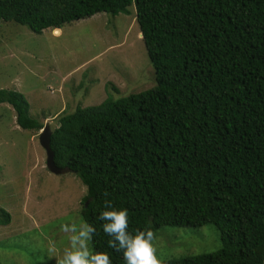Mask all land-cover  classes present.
<instances>
[{"label":"trees","instance_id":"1","mask_svg":"<svg viewBox=\"0 0 264 264\" xmlns=\"http://www.w3.org/2000/svg\"><path fill=\"white\" fill-rule=\"evenodd\" d=\"M101 13L135 22L155 79L147 90L126 79L136 93L56 113L50 149L86 188L92 252L125 264L98 218L110 201L128 209L129 231L220 232V250L162 264H263L264 0H0V23L37 35ZM0 104L20 129L43 128L22 94L1 89Z\"/></svg>","mask_w":264,"mask_h":264},{"label":"rangeland","instance_id":"2","mask_svg":"<svg viewBox=\"0 0 264 264\" xmlns=\"http://www.w3.org/2000/svg\"><path fill=\"white\" fill-rule=\"evenodd\" d=\"M1 40L0 90L22 94L30 115L48 124L51 132L58 127L57 112L72 113L105 98L136 93V85L128 87L126 79L134 83L137 78L144 90L154 86L155 73L137 25L122 14H96L40 35L0 23ZM38 134L20 129L12 107L0 104V210L10 215V223L0 225V264H59L72 235L62 225L83 222L86 188L69 172L47 171ZM52 243L55 253L49 252ZM154 244L162 262L222 247L220 232L212 225L162 227L155 232ZM88 247L92 252L90 241Z\"/></svg>","mask_w":264,"mask_h":264},{"label":"clouds","instance_id":"3","mask_svg":"<svg viewBox=\"0 0 264 264\" xmlns=\"http://www.w3.org/2000/svg\"><path fill=\"white\" fill-rule=\"evenodd\" d=\"M45 125L48 124L43 125V128L38 132V138ZM44 159L46 167V153ZM98 218L104 222L102 224L104 233L111 237L109 247L122 252L125 264H162L156 255L155 233L151 228L129 231V211L127 208H117L110 201H106ZM4 220H8L10 223V215L8 214V218L5 217ZM62 228L63 231L70 232L72 235L70 236V247L63 250L59 264H112L107 252L94 253L89 250L88 243L93 239L96 232L94 225L84 221L79 226L64 224ZM56 251L55 244H50L49 252L55 253Z\"/></svg>","mask_w":264,"mask_h":264},{"label":"water","instance_id":"4","mask_svg":"<svg viewBox=\"0 0 264 264\" xmlns=\"http://www.w3.org/2000/svg\"><path fill=\"white\" fill-rule=\"evenodd\" d=\"M141 37H142V35H141ZM50 136H51V131L49 129V126L45 125L44 130L42 131V133L39 135V138H38L39 144H40L41 148L46 153V168H47V170L49 172L55 174V175H61V174L66 173L67 170L58 168L55 165L54 154L50 149Z\"/></svg>","mask_w":264,"mask_h":264}]
</instances>
